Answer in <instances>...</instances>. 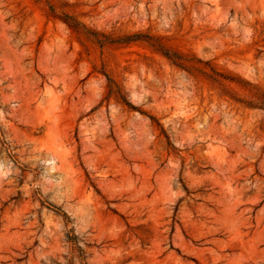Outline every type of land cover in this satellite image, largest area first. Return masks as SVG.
Returning a JSON list of instances; mask_svg holds the SVG:
<instances>
[{"label": "rangeland", "instance_id": "374dc122", "mask_svg": "<svg viewBox=\"0 0 264 264\" xmlns=\"http://www.w3.org/2000/svg\"><path fill=\"white\" fill-rule=\"evenodd\" d=\"M257 88L264 0H0V264H264Z\"/></svg>", "mask_w": 264, "mask_h": 264}, {"label": "trees", "instance_id": "16d2710c", "mask_svg": "<svg viewBox=\"0 0 264 264\" xmlns=\"http://www.w3.org/2000/svg\"><path fill=\"white\" fill-rule=\"evenodd\" d=\"M48 14L50 16L53 17H57L62 19L64 22H66L71 28L75 29V30H85L87 31V27L81 23L80 21H78L77 19H75V17L67 12H58L56 9V6L53 4H49L48 5ZM91 32V31H90ZM142 34L141 33H135L132 35H127L126 36V41L129 40H134V39H139L142 38L141 37ZM147 41L151 44V46H153L157 51H159L160 53H162L165 57H167L172 63L176 64L179 67H182L184 69L187 70H193L194 67L193 65H189L187 64L188 59L181 53L176 52V51H172L170 48L166 47L161 41H160V37H152V36H147ZM213 71V69H212ZM215 74H218L219 76H222L223 78L230 80V81H235L238 82V80L235 77H231L229 75L225 76V75H221L220 73L213 71ZM207 75L211 76L212 78H216L213 75H210L209 73H206ZM254 97L251 99V101H249L250 106H257L260 107L264 110V91L257 88L255 90V94L253 95Z\"/></svg>", "mask_w": 264, "mask_h": 264}]
</instances>
